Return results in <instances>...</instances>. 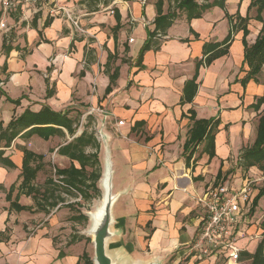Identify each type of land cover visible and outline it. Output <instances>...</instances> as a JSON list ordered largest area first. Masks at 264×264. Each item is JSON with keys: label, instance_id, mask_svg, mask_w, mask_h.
I'll return each mask as SVG.
<instances>
[{"label": "crops", "instance_id": "0c3cea01", "mask_svg": "<svg viewBox=\"0 0 264 264\" xmlns=\"http://www.w3.org/2000/svg\"><path fill=\"white\" fill-rule=\"evenodd\" d=\"M57 1L74 14V10L81 12L82 17H77L79 29L68 19L48 15L43 7L32 13L36 8L32 0H18L17 10L7 17L9 24H19L14 33L16 40L6 41L11 46L8 51L2 46L5 37L0 32L2 125L26 108L38 111L43 105L67 112L75 119L74 125L77 116L91 107H103L113 114L105 119L95 112L89 118L101 123L107 120L98 158L101 176L110 161L112 192L117 195L112 206V235L106 241L107 253L117 264H252L264 232L258 213L264 196L251 212L252 199L264 180V176L260 177L264 162L263 167L245 168L240 163L236 168L229 167L227 159L230 153L234 154L238 141L250 138L252 127L253 142L258 117L264 110V64L257 80L241 83L248 70L243 61L242 27L247 28L245 39L249 45L262 27V21L255 18L256 6L249 8L251 0H224L223 7L212 6L200 17L190 19L184 10L170 8L177 14L173 23L164 35L154 37V45L139 59L148 31L154 28L156 0H108L114 7L105 9V13L97 9L98 5L87 4V0ZM246 15L249 19L244 22ZM48 16L51 20L44 25ZM261 16L264 19V9ZM228 35L226 53L208 65H199L196 92L190 101L182 102L185 82L196 72L204 43H221ZM116 69L117 77L107 91L110 75ZM259 96H263V101L255 110L252 104ZM191 111L195 118L218 121L211 157L204 147L205 140L186 157L184 143L192 123ZM117 120L123 122L118 124ZM62 129L65 136L52 135L47 139L36 134L24 137L22 131L9 147H4V155L11 158L15 167L0 165V264H82L81 254L88 253L78 238L70 242L63 241L62 236L55 239L59 213L41 212L35 207L18 211L10 208L6 199L10 185L20 182L21 146L44 155L49 149L44 144L55 137L63 138L52 152L60 168L70 164L67 156L57 153V148L71 139ZM80 133L76 130L74 136ZM74 164L78 166V162ZM42 169L37 172L36 184ZM246 179L252 180V190L247 214L239 219V227L246 233L236 243L239 261L229 259L227 252L208 257L187 252L190 258L182 257L181 252L195 237L202 219L203 207L195 197L223 182L233 188L232 181L241 186ZM257 181L261 183L254 188ZM16 192L17 189L12 199ZM17 202L34 205L24 193ZM37 218L46 223L28 232L31 221ZM134 253L139 254L133 256ZM167 256L169 263L164 261Z\"/></svg>", "mask_w": 264, "mask_h": 264}, {"label": "trees", "instance_id": "16d2710c", "mask_svg": "<svg viewBox=\"0 0 264 264\" xmlns=\"http://www.w3.org/2000/svg\"><path fill=\"white\" fill-rule=\"evenodd\" d=\"M219 5L223 7L224 0H175V7L179 10H184L188 19L193 17H200L202 12L206 9ZM163 0H156V16L153 20L154 28L148 31V37L140 50L141 58L142 53L154 45V37L157 38V34L164 35L166 29L173 23L176 18V12L168 9L163 12ZM256 6L257 20L262 21V27L252 44H248L245 36L248 34L247 28L243 25V45H244V58L243 61L247 64L248 70L241 78V83L245 84L248 80H257L262 65L264 64V19L261 16V12L264 9V0H251L249 8ZM116 17L118 15L115 12ZM249 19L246 15L242 18V21ZM51 17L48 16L44 21V25L49 24ZM33 24L36 23V17L32 20ZM229 35L221 42H209L204 43L202 47V57L200 61L196 63V72L191 79L187 80L184 85V95L181 101H190L196 92L197 84L195 83L197 68L200 64L208 65L210 62L226 53L227 43ZM4 39L2 46L8 51L11 46ZM108 64V63H107ZM117 77V69L110 75V82L107 86V91L111 89V84ZM47 80V79H46ZM49 95V89L47 88L46 96ZM7 100L18 104L19 99ZM263 101V96L256 98V101L252 104V107L257 110ZM90 117V116H89ZM192 123L188 130V137L184 143V151L188 154L189 158L193 152L195 146L202 140H205V149L208 151L210 157L214 154V130L218 121L214 118H195V113L191 111L190 116ZM91 122V119L88 120ZM75 119L68 116L67 112H59L52 110L49 106L43 105L38 111H31L26 108L24 111L16 117H13L9 122L3 126L0 121V165L7 168H14L15 164L8 155H4V147H9L13 139L23 131L21 134L24 137H30L31 135H38L44 139L49 138L52 135L65 136V132L62 128L66 129L71 139L61 144L57 148V153L67 156L70 160V164L67 167H55V173L58 176L57 180L52 175L47 176L42 186H38L34 183L37 172L43 168L44 155L37 154L25 146H21L20 149L23 153L22 163L19 173L20 182L17 186L12 183L6 192V199L10 202V208L15 210H32L33 207L37 211H43L49 213L53 208H59L62 204H68L66 197L62 193L70 195H81L84 197H91V193L99 194L100 188L97 185V181L101 176V168L98 158L99 141L94 134L84 128L80 134L75 135L78 124H75ZM74 161L78 162V166H75ZM264 162V110L259 115L256 135L253 142L242 149L240 153V163L245 168L253 165L263 167ZM17 192L12 199L14 190ZM90 190V191H89ZM91 192V193H89ZM21 193L30 196L33 200V206L21 205L17 202ZM264 196V180L262 185L258 188V191L252 199V210L258 204L259 199ZM35 210V211H36ZM34 211V210H33ZM77 219H87V216L75 217ZM264 227V220L261 222ZM264 232L263 237L260 240L254 255L252 256V264H264ZM80 259L83 264H93L91 256L84 251Z\"/></svg>", "mask_w": 264, "mask_h": 264}, {"label": "built area", "instance_id": "2783aa9c", "mask_svg": "<svg viewBox=\"0 0 264 264\" xmlns=\"http://www.w3.org/2000/svg\"><path fill=\"white\" fill-rule=\"evenodd\" d=\"M29 1V0H25ZM35 4L32 13L39 10L37 4L39 0H32ZM49 10L50 16H56L59 12L65 16V19L71 21L72 25L79 29L77 16L69 7L57 6L55 1ZM18 0H0V32L7 36L12 25L7 21L10 12L17 10ZM21 22V19L18 18ZM161 36V34H157ZM132 40V39H130ZM101 114L105 119L110 118L113 114L103 107L88 109L81 115L80 126L92 132L98 141L103 139V129L106 127V121L103 123L92 119L89 122V116L93 113ZM122 120H117L121 124ZM82 131V129H80ZM55 180L58 176L53 169ZM252 180L246 179L239 186L233 188L229 182H223L216 186L209 187L202 195L196 196V202L203 207L201 223L193 240L188 244V253L196 257H208L228 253L229 259L237 263L239 261L240 249L237 241L246 235L245 230L239 227L240 217L246 216L251 200ZM242 218V219H243Z\"/></svg>", "mask_w": 264, "mask_h": 264}, {"label": "rangeland", "instance_id": "374dc122", "mask_svg": "<svg viewBox=\"0 0 264 264\" xmlns=\"http://www.w3.org/2000/svg\"><path fill=\"white\" fill-rule=\"evenodd\" d=\"M54 1H55L57 6H64L65 8L68 7L67 5H61V3L58 2L57 0H39V3L37 4V7H39V10L42 7L47 9V13H48V15H50L49 14L50 13L49 10L53 6V4H54L53 2ZM146 1H148V0H146ZM165 1L166 0H164L163 9H165V8H167V9H170V8L171 9H175V0H167V2H165ZM63 3L65 4V2H63ZM86 3L89 4V5L91 4V6L98 5L97 9L101 10V13H105L106 12L105 9L109 10L110 8L114 7V4H111L110 1H108V0H87ZM76 4L79 6L78 2H76ZM167 4H168V7H167ZM74 12H75L77 17L81 16L80 15L81 14L80 11L76 12L74 10ZM56 16H60V17L66 18L65 16L62 15V12H59L58 14H56ZM28 22L31 23V21H29V20H28ZM18 25L19 24L17 22H15V24L12 25L11 30L9 32H7L8 36H6L5 34H2L9 43H12V42H14V40H16V39H14V37H15L14 33L17 30ZM3 113H4V108H3L2 104H0V118L3 117ZM257 115H259V113L256 114L253 117V119H256ZM5 117L6 116H4V118ZM80 121H81V116L78 115L77 116V124H78L77 130L78 131L80 129H82V130L84 129L83 126H80ZM252 121H255V120H252ZM252 132H253V127L251 129V136H250V138L248 140L238 141L236 143V145H235L236 150H234V152H233L234 154L230 153L229 157L227 159L229 167L230 166H232V167L234 166L236 168L240 167V152H241V150L244 147H246L249 144H251V142H252L251 141L252 140L251 139ZM254 133H255V131H254ZM240 136L242 137V135H240ZM62 139L63 138H61L59 140V138L55 137L52 142L49 141V144H44V145H49V149L44 154V157H45L44 158L45 159L44 160V162H45L44 169H42V171L39 173L38 179L36 180L37 184L39 186L43 185V182H44V180H45V178L47 176L54 175L53 169L55 167H59L60 166V164H58V162H57L56 155L52 151H53L54 147L56 146V144L58 142L62 141ZM44 145H42L43 148H45ZM26 148H28V147H26ZM198 149H200V147ZM10 174L12 175V177L14 176L13 172H11ZM262 176H264V172L263 171H262L260 177H262ZM16 181H17V178H16ZM257 182H259V184H254V188L257 185L259 186L260 183H261V181H257ZM231 184L234 185L235 188H239V185H238L237 182L232 181ZM97 185L100 188L99 180L97 181ZM89 193H91V192H89ZM62 195H64L66 197V199H67L66 202L68 204H66V205L62 204L63 206H61L59 208L60 210L62 209V211H60V212H58L59 209H56V208H53L49 212V213L52 212L53 214L54 213H59V215H60V221H59L58 225L56 226L57 232H56L55 239H57L58 237L62 236L61 239L63 241L65 240L66 242H70L71 240H74L75 238H78V240H80L82 244L83 243L85 244V248L87 249L89 255L93 259L94 251H93L92 236L88 233L87 230H88L89 225H90L89 214H90V212L95 211L96 206L98 205L99 201L102 198L101 188H100V193L99 194L91 193V197H84V196H81L80 194L74 196V195L62 193ZM258 213L261 215L260 216L261 217L260 220H264V201L263 202L261 201L260 206L258 204ZM79 215H81V216L85 215V216H87V219H82V218L77 219V218H75V217H78ZM43 217H45V216H43ZM45 223H46V221H44L43 218H37L34 221H31V223L29 225L30 228L27 231L28 232H32V231H34V229L36 228L37 225L45 224ZM187 252H188V248L186 247L185 248V252H181L182 257L186 256V259L190 258L189 255L188 256L186 255ZM184 253H185V255H184ZM137 255H135V253H134L133 256H137ZM169 258L170 257H168V256L165 257L164 261L169 263L170 261L167 260ZM184 260L185 259H183L182 262ZM82 264H83V262H82ZM212 264H214V263H212Z\"/></svg>", "mask_w": 264, "mask_h": 264}, {"label": "water", "instance_id": "95a60500", "mask_svg": "<svg viewBox=\"0 0 264 264\" xmlns=\"http://www.w3.org/2000/svg\"><path fill=\"white\" fill-rule=\"evenodd\" d=\"M104 139V133H103ZM106 169V176L102 186V212L98 220L92 225L90 233L93 242V264H117L111 256L107 253L106 241L112 235L110 231V224L113 221L112 206L117 198V195L112 192V169L110 161L108 160ZM132 264H145L142 262H134Z\"/></svg>", "mask_w": 264, "mask_h": 264}, {"label": "bare ground", "instance_id": "6f19581e", "mask_svg": "<svg viewBox=\"0 0 264 264\" xmlns=\"http://www.w3.org/2000/svg\"><path fill=\"white\" fill-rule=\"evenodd\" d=\"M107 172H106V169H104V171H103V174H102V176H101V178H100V186L102 187L103 186V182H104V180L106 181V179H104L105 178V174H106ZM102 201H103V199L101 198V200L99 201V203H98V205L96 206V208H95V211H92V212H90V214H89V218H90V225H89V228H88V233L91 235V233L89 232L90 231V229H91V227H92V225H94V223L98 220V218H99V215H100V213L102 212Z\"/></svg>", "mask_w": 264, "mask_h": 264}]
</instances>
